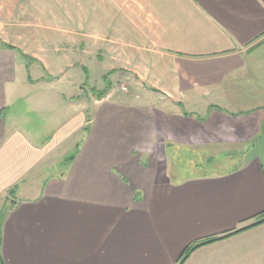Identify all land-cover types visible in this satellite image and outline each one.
Segmentation results:
<instances>
[{
    "label": "crops",
    "instance_id": "1",
    "mask_svg": "<svg viewBox=\"0 0 264 264\" xmlns=\"http://www.w3.org/2000/svg\"><path fill=\"white\" fill-rule=\"evenodd\" d=\"M59 2L0 0V264H264V0ZM190 147L235 166L169 172Z\"/></svg>",
    "mask_w": 264,
    "mask_h": 264
},
{
    "label": "rangeland",
    "instance_id": "2",
    "mask_svg": "<svg viewBox=\"0 0 264 264\" xmlns=\"http://www.w3.org/2000/svg\"><path fill=\"white\" fill-rule=\"evenodd\" d=\"M50 0H45V4L41 10V13L44 15H49ZM63 4L55 3L54 10L59 13L64 14V0H61ZM64 23V22H63ZM61 23V24H63ZM72 56V55H71ZM80 61H82L81 53H77ZM74 57V56H73ZM80 62V64H81ZM59 69V68H58ZM57 68H50V70H58ZM72 71L71 75H74L78 69L73 68L70 69ZM103 68L96 67H88V68H80L79 71L82 72V86L89 92H97L104 91V94H107L110 91H115L117 95H131L136 94L138 96L137 102H143L148 95V97L152 98V95L156 96V92L148 88L146 85L133 86L135 82H129L128 80H123L122 83H113L111 76L116 70L108 69V71H101ZM135 80V77H132ZM151 80V79H149ZM161 88V85H158ZM102 95V96H103ZM135 97V96H134ZM35 120H40L37 116L34 117ZM232 149L225 148H181L174 158H169L165 162V166L169 172L175 174L177 171L179 173H190V174H199V173H210V172H219L227 170L231 167L235 166L234 160H232L229 156H231ZM177 151V150H176ZM167 159V158H166ZM164 166V164H163Z\"/></svg>",
    "mask_w": 264,
    "mask_h": 264
},
{
    "label": "trees",
    "instance_id": "3",
    "mask_svg": "<svg viewBox=\"0 0 264 264\" xmlns=\"http://www.w3.org/2000/svg\"><path fill=\"white\" fill-rule=\"evenodd\" d=\"M103 94H104V91H99V92H97V95H98V96H102ZM5 215H6V209L3 207V208L0 210V233H1V226H2L3 220H4V218H5ZM260 221H262V219L257 220V221L254 222L253 224H257V223L260 222ZM253 224H251V225H253ZM251 225H249V226H251ZM239 230H242V229H239ZM239 230H236V231H234V232H237V231H239ZM219 238H222V237H215V238L207 239V240H205V241H201V242H199V243H196V244H193V245H191V246L186 247V248L184 249V251L181 253L179 259H180V260H183V259L187 256V254H188L193 248H195L196 246H199V245H201V244H204V243H208V242H211V241L217 240V239H219Z\"/></svg>",
    "mask_w": 264,
    "mask_h": 264
},
{
    "label": "water",
    "instance_id": "4",
    "mask_svg": "<svg viewBox=\"0 0 264 264\" xmlns=\"http://www.w3.org/2000/svg\"><path fill=\"white\" fill-rule=\"evenodd\" d=\"M9 202H10V203H13L14 201H13L12 199H9Z\"/></svg>",
    "mask_w": 264,
    "mask_h": 264
}]
</instances>
